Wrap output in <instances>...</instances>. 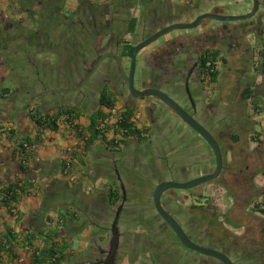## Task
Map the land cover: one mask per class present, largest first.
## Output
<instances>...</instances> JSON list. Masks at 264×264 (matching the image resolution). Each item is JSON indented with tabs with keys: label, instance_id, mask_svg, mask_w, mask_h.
Masks as SVG:
<instances>
[{
	"label": "rangeland",
	"instance_id": "1",
	"mask_svg": "<svg viewBox=\"0 0 264 264\" xmlns=\"http://www.w3.org/2000/svg\"><path fill=\"white\" fill-rule=\"evenodd\" d=\"M49 1L51 3H59V16L61 19H69L64 23V27L60 28V33H62V38L64 39L63 41L65 43L63 46L56 48L55 52L53 53L51 48H53L56 43L59 42L55 41L53 37L52 40L45 43L46 47L44 46L41 48V44L39 47H37V45L34 44V40H26L22 36L17 38L12 36L14 41H11V43L8 42L7 46L9 48L12 47L13 50L11 51L10 49H7L10 51V53L7 54H10V58L8 60L9 65H12L13 63L14 65L11 67L8 66L11 72L10 76L5 81V87L10 89L12 94L14 91H21V89L17 87L16 82H14V79L17 76L22 77L23 75L31 73L30 70L23 71L25 70L26 66L22 68L23 62L21 60V56L17 57V55H15L17 52H20L22 56L23 54H27L28 57L23 58V60H30L31 63H33V61L35 62L36 71H33L34 73L32 75V79L44 84L46 89L43 91V93L48 94L49 91H68L73 83L72 79L77 77V75L71 77L70 73H78L79 77L82 76L83 68L81 67V62H79V59L83 57L87 63H90L93 60V57L96 55V53L93 54L91 52L93 44L96 45V47L98 46L99 53L106 52V49L114 51L115 48H119L118 50L122 51L121 46L117 44L115 34H118L120 40L125 43L131 41L136 44L138 43L136 42L137 40H140V42L143 41V39H140V37L142 38L144 35H147L145 37H151L154 35L151 34L156 32L157 29L158 31H161L175 24L192 23L198 17L193 19V21H191V17H194L198 10L204 12V10L211 6L213 8V6L216 4L218 6H223L226 9V12L229 14L233 13L239 16L249 14L254 8L253 0H247L250 9L243 6L242 3H239L236 0H193L192 3L191 0H189L190 2H187V0H175L174 3L171 4L160 2V0L149 2L144 0V3L141 1L139 4V0L135 1L136 4L134 8H126L119 13L117 8L119 7V3L112 4L111 0L89 1L91 4L99 5L102 9L101 11L95 8L88 10L85 6L81 7L83 0ZM263 1L264 0H261V4H263ZM35 2H37V4L41 3L40 0H35ZM51 3H45L47 9L50 8L49 6ZM53 10L55 9L52 8V13ZM164 10L166 11L164 12ZM49 12L45 10L42 12V14L51 16ZM263 12L264 6H261L260 13L252 18L251 21L224 23L229 26H241L247 24V26H251V28L250 30L248 29L247 34L241 38L243 41L240 40L239 42H228L225 46L220 47V51L222 53L221 57L227 62V64H224L220 60L217 64V70L219 72V87L225 86V88L220 92L219 97L221 100L218 99L219 103L213 110L214 113L211 114L208 124L201 118L196 117V120L207 130H213L212 132L217 134V136H215L221 145L222 152H224V171H229V173L234 171L232 173L237 175V180L231 181L229 186L224 183L223 180L225 176L222 175L217 181L204 185L205 187L203 190L206 195L209 196V198L214 199L211 206L219 207L221 210H226V208L231 204L234 205L235 200L236 202L239 201V203L235 205L237 206L235 209H237V212H240L241 215L244 216L243 221H240V223L253 225V227L259 232L261 250L264 249V215L253 213L252 207L250 205H252L254 200L259 199L264 195V67L263 64L259 62L260 60L263 62L264 58L258 52L260 49L258 34L262 31V29H264V24L262 23L261 17L263 16L264 19V15H262ZM156 15L159 16L158 19H155ZM29 16H31L33 19L26 20L29 23V25L26 26V29L32 34V32L37 30V26L35 24L39 22L35 21V19L38 18L33 17L32 15ZM93 18H95V20H93ZM101 18H104V24L100 22L99 19ZM134 18L139 19V27L136 33L137 38H131L128 36L126 34L127 26L125 24L121 25L118 23L119 19L129 22V20ZM209 22L214 24L221 23L215 20H209ZM95 23L99 24L98 29L94 26ZM47 25H49V23ZM110 29L112 31L110 32V39H108L105 36L109 35L106 32H108L107 30L110 31ZM188 31L190 30L176 31L173 32L172 35H184V33L187 34ZM199 33L200 32L196 31L192 34L201 36ZM68 38L73 40H68ZM17 41L20 42V45L16 43ZM35 42L37 41L35 40ZM247 42L248 46L245 45ZM72 43L76 44L73 46V53H77V57H73L70 52L65 51L67 45H72ZM197 43L198 42H196V44ZM64 46L65 50L63 49ZM153 47H155V45L148 47L146 50L150 51ZM69 49H71V47H69ZM28 52L31 53L30 56ZM31 56H33V58ZM29 57L31 58L29 59ZM126 60L130 65V59ZM144 62L143 52H141L138 56L135 75V86L137 89L140 88L141 85L144 86V83L149 85V83L146 81V71H144L145 69H148V67H146L148 65H146ZM110 63L112 64L111 61L105 63V66L109 65ZM142 65L146 66L142 68ZM153 67L154 66L152 65L149 68L153 69ZM38 75H40V77H37ZM91 78L92 76H85L84 79L88 82ZM91 83H88L81 92H70L69 94H48V97L52 98L55 96L56 101H59V103L61 102L62 105H72L77 107L80 106L79 108H82L86 112V108L84 107L83 103L78 102L85 101L86 98H84V96L89 94L91 90H96V80L93 84ZM114 84L118 89H121L125 95L127 94L126 88L124 87L122 79L119 76L114 77ZM24 86L25 87L23 90H26L25 92L28 93V90L31 88H28L27 84ZM38 87L43 88L41 85ZM157 88L168 95V91L165 88L163 90L160 89L161 87ZM246 89H252L255 92V95L261 96L260 106L263 110L261 115L255 116L252 112V107H249L248 103L243 101V94ZM16 97L19 98L20 96L18 95ZM98 97V95L93 97L95 102ZM34 98L31 99V102L34 100ZM119 99V103H121L123 99L121 97H119ZM87 105L90 104L87 103ZM96 105L97 104L95 103L94 107L89 111L95 110V108H97ZM117 106L123 107V102L120 105L117 104ZM166 115L169 117L165 119L167 123H162V119L159 120V124L161 127L164 126L163 128H152L154 132L150 136V143L140 144L137 142V140L133 139L130 141L129 146L120 154H110L109 162L111 164H105L108 169L109 167L111 168V175L113 174L114 170H116L115 172L118 173L120 180L122 179L124 181L125 186L126 181L132 180L133 183L129 182V185L126 186V190H130L128 192L129 195L135 193L142 200H146L150 198V196H154L159 182L163 183L167 181H174L177 183H185L188 180L193 181L200 177L210 175L212 174V171L216 170L215 156L212 149L208 147L209 145L206 143V141L191 127L188 126V130L187 128H183L184 125L181 124L177 119L173 118L172 114L166 113ZM145 118H147L146 114ZM171 129H173V131ZM181 129H184L183 132ZM165 135H169V137H163ZM180 135H184L185 139L183 141L178 140L176 142V139L174 138L178 139ZM232 135L240 137V142L235 143L231 139ZM253 136L261 137V142H256V140L254 141L252 138ZM170 139H173V146L178 148L179 151L175 157H170L169 159V167L173 168L169 173H165L163 171L158 174V177H152L153 175L151 176L149 174L151 172H147L145 168L142 169V172H139V169L133 166V162L136 161L135 157L138 160L136 161L138 164H140L141 161H144L149 164L153 162L154 164L156 163V165L160 166V155L162 153L159 152L158 148L160 144L166 148H169L170 143H168V141ZM255 147H257V149H255ZM138 150H140L139 153ZM153 155H156L158 161H153ZM124 161L126 163H123ZM103 165L95 164V167H99L104 170L105 165ZM91 172L93 173L94 170ZM87 183L86 189L84 187V190L86 191L84 192V198L87 200L95 202L99 199V197H104L102 194L107 193L106 187L97 192L95 191L97 188H93L92 186L94 185L92 183H95L94 181L92 183ZM99 186H101V184ZM59 187L60 189L55 190V192H57L58 195L61 194L65 196L66 194L67 197V187L64 185H60ZM62 187L65 189V194L61 191ZM171 192L183 196H191L192 193L193 196L197 195L195 189L190 191L171 190ZM98 201H100V199ZM59 202V199L54 197L52 204L57 205ZM100 202L103 204V206L99 209L100 214L106 213L107 209L104 205L106 202ZM195 202L196 200H189L186 202L184 201V207L190 208V206ZM64 204L65 203H63L62 206ZM56 210L58 211V208H56ZM41 211L43 212L42 214H44V212L47 211V208L45 206L41 207ZM98 213H96V215H98ZM56 214L58 215V213ZM232 215L234 222H231L227 219L224 225L230 230L235 231L237 228H240V226H238V223L236 222L238 218L236 214L234 215L233 212ZM136 229L134 230L136 231ZM137 231L139 232L140 230ZM108 232L109 231H107L103 238H101L102 235H100L98 240L99 244L97 241L95 242L97 243L96 245L103 250H108L110 247V236L108 235ZM81 240V238L78 240L75 237L74 241L71 243V248L79 247L80 249L85 242V239L82 240L84 241L83 243ZM97 254V251H94V253H89L86 257H71L66 264H83L85 261L95 259ZM141 255H143V257L147 256V254L144 253ZM137 264H142V262H138Z\"/></svg>",
	"mask_w": 264,
	"mask_h": 264
},
{
	"label": "flooded vegetation",
	"instance_id": "2",
	"mask_svg": "<svg viewBox=\"0 0 264 264\" xmlns=\"http://www.w3.org/2000/svg\"><path fill=\"white\" fill-rule=\"evenodd\" d=\"M146 1L149 2L151 0ZM160 2L164 1L160 0ZM95 9L99 10L98 5H96ZM121 11H123V9ZM165 11L166 10H164V12ZM209 12L227 15L226 9L223 6L214 7L212 8V10L206 13ZM206 13H203L201 15H204ZM158 18L159 16L156 15L155 19ZM93 20H95V18H93ZM224 23L225 22L214 24L212 22H209V20H205L199 25V28L194 31L190 30L187 32V34L184 33V35H172L171 33L155 42L153 44L155 45V47H153L150 51L146 49L143 50L142 52L143 59L145 61L144 63L148 65H145L146 67H148V69H145L144 71H146V81L149 83V85H146V83H144V86L141 85L138 90H158L159 88L157 87H161L160 89L163 90L165 88L168 91V95H166L173 99L176 103H178L189 115L193 116L195 119L196 117H199L208 124L211 114L214 113L213 110L216 108L219 100H221V98L219 97L220 92L225 88V86L219 87V82L211 83L209 80L207 81L205 79V69L202 65L203 56L208 50L220 51V47L225 46L228 42H239L241 38L247 34V30H250L251 28V26H247V24L241 26H229ZM98 25V23H95L94 26L98 29ZM157 31L158 29L156 30V32ZM196 31L200 32L199 34L201 36L194 35L197 33L192 34ZM156 32H153L151 35L155 34ZM12 35L16 38L22 36L26 40H34V44L37 45V47H39L40 44L41 48L44 46L46 47L45 40L43 42L40 39H37L38 43L35 42L36 35L33 32L31 34L29 33V30H27L26 28H22L21 25L10 26L9 23L4 24L2 30L0 31V41L3 47H6L8 42L11 43V41L14 40ZM43 36L41 35L42 38ZM145 36L147 35L143 36L145 39L143 37H140V39H143V41H145L147 38H149ZM107 38L110 39V36H108ZM131 38H137V36L135 35ZM69 39L73 40L71 38H68V40ZM63 40L60 41L62 46L65 43ZM128 42L135 46L142 43L140 42V40H137L136 42L138 43L136 44L131 41ZM196 42L198 43L196 44ZM16 43L19 44L20 42L17 41ZM117 44L119 45L118 42ZM74 45L76 44H68L66 50L64 49L65 46L63 47V49L70 52L73 57H77L78 54L73 53ZM245 45L248 46V42ZM69 47H71V49H69ZM118 49L119 48H115L114 51L106 49V52L99 53L98 46L96 47V45L93 44L91 52L93 54L96 53V55L93 57V60L90 63H87L83 57L79 59V62H81V67L83 68L82 76L79 77L78 73H70L71 77L74 75H77V77L72 79V85L64 94H69L70 92H81L88 83L92 82L91 84H93L96 80V90H91L89 94L84 96L86 100L78 103H83L84 106H86L87 103H95L93 97L97 95L99 96V101L100 93L103 89L107 88L108 91L117 96L119 101V97L123 99L121 103L123 102L122 108L124 109V111L125 108L128 107L130 109H135V112H142L143 122H141V124H143V130L148 128L150 129V136L154 132L152 128L157 127L160 129L164 127H161V125L159 124L160 119L163 120L161 121L162 123H167L165 119L169 117H167L166 113L172 114L173 118L177 119L181 124L184 125L183 128H187L188 130V125L185 124L167 105H165L159 99L152 97L135 100L130 95L128 87L121 75L117 60L115 58H106L105 60L100 62L96 70L94 69V64L99 62L100 57L104 56V54L106 55L113 53L117 54L120 57L122 51H119ZM122 60L124 69L126 73L128 71L127 74H129L131 59L130 65L126 59ZM110 61L112 62V64L110 63L109 65L105 66V63ZM152 65L154 67L153 69H150L149 67H151ZM145 66L142 65V68ZM85 76H92V78L87 82L84 79ZM117 76L122 79L124 87L126 88V95L114 84V77ZM42 87V90L37 92L34 96L36 97V100L32 101V105L34 103L38 104L40 108L43 105L49 106L51 110L55 111H57L60 106H64L61 104V102L59 103V101H56L55 96L49 98L48 94L43 93L46 87L44 86V84L42 85ZM34 97H31V99H33ZM31 99L25 100V103L22 107L30 103ZM11 105V103H0V111L7 112L10 110V112L12 113ZM32 105L28 106L26 108V111ZM98 105L99 103L96 106ZM68 107L79 108L80 106L77 107L68 105ZM145 114L147 118H145ZM171 130L173 131V129ZM183 130L181 129L182 132ZM209 131L214 136H217V134L212 132L213 130ZM163 137H169V135H165ZM179 137L178 139L174 138L176 139V142L178 140L183 141L185 139L184 135H180ZM150 142L151 140H149L148 143ZM168 143H170L169 148H166L161 144L158 148L159 152L162 153L160 155V166L156 165V163L154 164L153 162L149 164L144 161H141V163L138 164V162H136L138 161L136 157V161L133 162V166L139 169V172H142V169L145 168L147 172H151L149 174L151 176L153 175L152 177H158V174L163 171L165 173H169L171 169H173L169 167V159L170 157H175L179 149L173 146V139H170ZM255 149H257V147H255ZM139 152L140 150H138V153ZM222 153L224 158V152ZM153 161H158L156 155H153ZM123 163L126 162L124 161ZM224 170L225 169H223V171ZM115 171L116 170H114L113 172L112 178L114 180V184L117 185V189L120 191L121 200L115 207H113L109 203V197L107 196L108 192L102 194L104 195V197H99V199L100 201L106 202V204L104 205L107 209V212L98 214L97 217L95 216L97 221L99 220V223H101V225L105 229L106 233L107 231H109L108 235L110 236V243L112 239L113 225L116 224L117 226L120 235V245L115 258V264H137L138 262H142V264H225L222 260L213 256L212 253H217L225 256L231 261L232 264H264V249L261 250L259 232L253 227V225L240 223V221H243L244 216L241 215L240 212H237V209H235L237 208V206L235 205H237L239 201L236 202L235 200V204L229 205L226 210H221L219 209V207H212L211 205L213 204L214 199L209 198V196L206 195L203 190V188L205 187L204 185L194 188L196 190V196H193V193L191 196L177 195L176 193H172L171 190L163 194L161 198V205L165 212L180 225V227L183 229V231L186 233V235L194 245L210 253L208 254L199 252L196 249H188L182 244L178 236L173 231L172 227L158 212L154 203V196H150V198L142 200L135 193L131 194L132 196L129 195L128 192L130 190H126V186H128L129 182H132V180L126 181L125 186L124 181L122 179L120 180L118 173ZM223 171L221 175L212 182L217 181L222 175L225 176L223 181L228 186L231 181L237 180V175L232 173L234 171H231L230 173L229 171ZM214 172L215 171H212V174ZM147 178L149 179L148 176ZM188 182L190 181L188 180L185 183ZM160 184L162 183L159 182V185ZM189 200H196V202L193 203L190 208H185L184 201L186 202ZM100 201L96 205L98 212L99 209L103 206ZM121 207L122 209L120 211ZM233 212L234 215L236 214V216L238 217L236 222L238 223V226H240V228H237L235 231L230 230L227 226L224 225L227 219L231 222H234V218L232 215ZM92 221H94V219ZM98 228L99 227H97V229ZM134 229H136V231ZM137 230L140 231L138 232ZM100 232H102V230H99V233ZM90 251L91 253L97 251L98 254L95 259L90 261L88 260L83 264H106L110 247L108 250H103L98 246L96 248L91 247ZM142 253L147 254V256L143 257V255H141Z\"/></svg>",
	"mask_w": 264,
	"mask_h": 264
},
{
	"label": "crops",
	"instance_id": "3",
	"mask_svg": "<svg viewBox=\"0 0 264 264\" xmlns=\"http://www.w3.org/2000/svg\"><path fill=\"white\" fill-rule=\"evenodd\" d=\"M163 1L165 3L171 4L174 3L175 0ZM236 1L249 8L247 0ZM19 2L20 0H0V31L6 23H9L10 26L21 25L22 28H26V26L29 25L28 21L26 20H28L30 16L27 12H20ZM187 2L190 1L187 0ZM261 6H264V1L263 4L260 5V8ZM214 7H218V5L216 4L215 6H213V8ZM260 8L258 13H260ZM211 9L212 6L204 10V12L198 10L195 16L191 17V19L193 20L199 15L210 11ZM263 13L262 15H264ZM226 14L237 15L233 13L229 14L228 12H226ZM261 17L262 23L264 24L263 16ZM35 21L40 23L39 19H35ZM263 31L264 29H262V31L258 34L260 45V49L258 50L259 53H261L264 49ZM52 37L55 39V41H59L53 47L54 50L56 48H59V45L62 46L60 41L63 39L62 33H60V31H57L53 36L52 34H50V37L48 38L49 41L52 40ZM18 45H20V43ZM7 49H10L11 51L13 50L12 47H3L0 41V103H11L12 113L10 112V110L7 112H0V127L12 125L14 127V131L17 134V137L12 139L10 138L9 140L7 139L4 150L2 149L0 151V191L8 185L15 184L17 182L22 185L25 183H28L29 185L32 184L33 187L28 190L26 195L22 196L21 202L19 204L14 205L15 209L13 211V215L8 214L6 209L0 207V239H2L3 235L6 233V229L11 228L20 235V241L21 243H23V240L28 237L31 232H39L41 229L45 228L44 226L45 224H47V217H57L56 213H58L61 209L65 210L73 207L72 209L76 210L78 207H82L81 196H84V192H86L84 190V187L86 189V184H88L87 182L92 183L94 181L95 183H92L94 184L92 186L93 188H97L95 191L98 192L105 187L108 190L109 186L114 183V180L112 178L113 174H110L111 168L109 167L108 169V167L105 165L111 164L109 162L110 153L107 151L102 141L95 142V144L89 149L85 148V143L82 140L76 138L75 132L71 130L65 118H62L58 121L60 124V129L58 132L54 133L48 129H41L34 122L32 116L35 114H40L43 116L55 114L56 111L51 110L49 106L43 105L44 107L41 106L40 108L38 104L34 103L30 108H28L27 111L18 109L23 106L25 100L31 99V97H34L37 92L41 91L42 88H39L38 86H42L43 84L37 82V80L35 81L34 79H32V75L34 73L33 71H36L35 62L33 61V63H31L30 60H23V58L28 57L27 54H23V57L20 52H17L15 55H17V57L21 56V60L23 62L22 68L26 66L25 70L23 71L30 70L31 73L28 72L30 74L23 75L22 77L17 76L14 79V82H16L17 87L21 89V91H14V93L12 94L11 90L5 87V81L10 76L11 72L8 66L11 67L12 65H14V63L12 65H9L8 63L10 54L7 53H10V51ZM54 50L52 51L53 53ZM28 54L29 56L31 55V53L29 52ZM33 56L31 57L33 58ZM31 57H29V59ZM259 62L262 63L264 67V61L261 62L260 60ZM37 77H40V75H38ZM25 84L28 85V88H31L28 90V93L25 92L26 90H23ZM19 94L20 97L16 98V96H18ZM257 97L261 99V96ZM95 103H99L98 99H96ZM95 103L91 102L90 105L84 106L86 108V112L82 108H79L83 116L75 122V124L80 129H82L84 133H87V137L89 133L87 130L90 125V118L95 112L100 109L98 105L95 110L89 111L94 107ZM118 104L120 105L121 103L118 102ZM24 138H30L33 141H36V144L34 145V151H36L35 161L27 166L21 165V159L17 152V141ZM73 159L75 160V166L71 171L72 174L65 175L62 170V164ZM82 164H85V166H83ZM95 164H104L105 169L103 170L99 167H95ZM21 166H23L24 169H22ZM92 170H94L93 173L91 172ZM60 184L67 187V197L65 194V189L61 188V191L65 194V196L61 194L58 195V193L55 192V190L60 189ZM100 184L101 186H99ZM76 191L80 193L81 196H79ZM54 197L59 199L60 201L57 205L52 204V201H54ZM45 199L48 203V206L50 205L52 209L49 210V212L46 211L44 212V214H42L43 212L41 211V207L45 206ZM89 202L92 201H88V206L90 204ZM63 203L65 204L62 206ZM56 208H58V212L55 210ZM89 208L91 214L92 212L94 214L93 216L91 215L92 220H96L95 218L97 217L96 213H98V210L94 209L91 206ZM78 211L80 212L79 215H81L82 211ZM56 227L57 220L52 225V228ZM97 227L98 226L96 224H92V227H87L82 232V234H79L78 236L76 235V239H85V242L81 240L82 243L84 242V244L80 249L79 247L72 248V255H74V258H76L77 256L86 257V254L88 252L91 253V247L96 248L97 243L95 242H98L101 235H95ZM63 237H67L68 241L70 239V243H72L75 239V236L68 235L67 233L64 234ZM15 254L18 256V259L13 261L11 258H9L8 255H6L5 253H1L2 258L0 259V264H31V255L26 253L23 249H17L15 251ZM71 257L73 256H70V258ZM86 262L87 261H85V263Z\"/></svg>",
	"mask_w": 264,
	"mask_h": 264
},
{
	"label": "trees",
	"instance_id": "4",
	"mask_svg": "<svg viewBox=\"0 0 264 264\" xmlns=\"http://www.w3.org/2000/svg\"><path fill=\"white\" fill-rule=\"evenodd\" d=\"M89 1L90 0H83L81 3V7L85 6L88 10H90L91 8H96V4H91L89 3ZM135 1L139 0H111V3H119V7L117 8L118 12L120 13L122 12V9L132 7L134 8L136 4ZM40 2V4H37L35 0H20L19 9L21 13L27 12L29 15H32L33 17H37L39 19L40 23L35 24L37 26L38 31L36 30L33 32L36 35L35 39L36 41L37 39H40L41 41L45 39L46 42H48L50 34L53 35L57 31L61 32L60 28L64 27V23L69 19H61V17L59 16V3H51L49 0H40ZM46 2L51 3L49 6L50 8L48 9L47 6H45ZM192 2L193 0H191V3ZM140 3L141 0L139 4ZM142 3H144V0L142 1ZM98 7L101 11V7L99 5ZM52 8L55 9L53 10V13ZM45 10L47 12H49L50 10L49 13L51 14V16L48 15V17L47 15L42 14V12H44ZM29 19L33 18H31L30 16ZM99 20L101 23H105L104 18H101ZM48 23L49 25H47ZM118 23L121 25L125 24L127 26L126 34L128 36L134 37L136 35L137 29L139 27V19L134 18L129 20V22L123 19H119ZM107 31L108 32L106 33L109 35L105 37L110 36V32L112 30L110 29V31ZM41 35H44L43 38L41 37ZM115 38L119 45H121L122 47V52L120 55L121 59H131L136 46L131 44L130 42L125 43L120 40L118 34H115ZM51 49L54 50L53 48ZM260 55L264 58V49L260 53ZM221 56V51L217 50H208L203 56L202 65L205 69V79L209 80L211 83L218 82V62L221 60L224 64H227L226 60L223 59ZM243 101L247 102L249 107H252V112L255 116L261 115L263 110L260 106V98L255 95V92L252 89L245 90L243 94ZM118 102L119 100L115 94H112L110 91H108L107 88L102 90V92L100 93L99 100L100 109L95 112L90 118V125L87 130L89 132L88 137L87 133H84L82 129H80L75 124V122L83 116L79 108L60 106L53 115L43 116L40 114H35L32 116V118L41 129H48L54 133L58 132L60 129V124L58 121L62 118H65L71 130L75 132L76 138L82 140L85 143V148L89 149L95 144V142L102 141L110 154H120L129 146V143L132 139H136L140 144L148 143L150 140V129H139L137 128V126H135V124L131 123V119L134 117L135 114V109H130L128 107L125 108V113L123 114L122 121L114 125L112 128L109 126H105L104 123L105 119L107 118L106 111L112 107H115ZM2 129L3 127H0V131ZM111 130H113V134H111ZM16 135L17 134L14 131L10 133V135H5V138L9 140L10 138H16ZM110 135H113V137L111 138ZM252 138L254 141L256 140V142H261L262 139L259 136H253ZM231 139L235 143L240 142V137L238 136L232 135ZM1 140L2 139H0V141ZM17 142V152L21 159V165L27 166L30 163L34 162L36 158V151H34L33 148L36 144V141H33L30 138H24ZM74 162L75 160L73 159L69 162H64L62 164V170L65 175L72 174L71 171L74 169L75 166ZM82 165L85 166V164ZM23 166H21L22 169H24ZM116 186L117 185L112 183L107 190L109 203L113 207H115L121 200L120 191L117 189ZM32 187V184L29 185L28 183H25L22 185L17 182L15 184H10L7 187L3 188L0 191V207L6 209L8 214L13 215V211L15 209L14 205L19 204L21 202L22 196L26 195L28 190ZM62 189L64 188L62 187ZM77 194L81 196L80 193ZM88 201L89 200L84 198V196H81V203L83 204H81V206L84 209L82 207L77 208L78 210L82 211L81 215H79L80 212L77 209H72L73 207H70L69 209L64 208L65 210L61 209L59 210V212L55 209L58 212L57 217H47V224H45L44 226L45 228L41 229L39 232H31L30 235L23 240V243H21L20 241L19 234H17L13 229L7 228L6 233L3 235L2 239H0V259L2 258L1 253H5L9 256V258L15 261L18 259V256L15 254V251L17 249H23L26 253L31 255V264H66L70 256H73L72 258H74V255H72L71 243L68 241L67 237H63L64 234L67 233L68 235L76 237V235L78 236L79 234H82V232L87 227L92 226L93 223L94 225H98L99 230H102V232L99 233V230L96 229L95 235L101 234V238H103L106 234V231L101 225V223H99V220L97 221L96 219L92 221V216L94 214L93 212L91 214L89 208L91 206L97 210L96 205L97 203H99V201L97 200L95 202H89V206L87 205ZM44 205L47 208L48 212L52 209L50 205L48 206L47 202H44ZM250 206L252 207L253 213L264 215V195L261 198L254 200V202ZM98 214H100V212ZM56 220L57 227L52 228V225Z\"/></svg>",
	"mask_w": 264,
	"mask_h": 264
},
{
	"label": "water",
	"instance_id": "5",
	"mask_svg": "<svg viewBox=\"0 0 264 264\" xmlns=\"http://www.w3.org/2000/svg\"><path fill=\"white\" fill-rule=\"evenodd\" d=\"M260 5H261L260 0H253L254 8L247 15H240V16L239 15H222V14H216L213 12H209V13L199 16L192 23L175 24V25H172L170 27H167L157 32L156 34L149 37L147 40L143 41L142 43H140L139 45L135 47L132 58H131L129 74L126 73L124 69V65H123V60L117 54L110 53V54L101 56L99 59L100 61L94 64V69L96 70L100 62H102L106 58L108 57L115 58L117 60L121 75L128 87L130 95L135 100L144 99V98H152V97L159 99L165 105H167L185 124H187L194 131H196L206 141L209 147L212 149L213 154L216 159V170L213 174L200 177L188 183L164 182L158 185L154 193V203H155V206L158 212L165 219V221L172 227L173 231L178 236L182 244L188 249H196L199 252H204L208 254L210 253L204 249L197 247L191 242V240L188 238V236L183 231V229L180 227V225L170 215H168L165 212V210L163 209L161 205V198L163 194L169 190L187 191V190H191V189L209 184L210 182L216 180L221 175L224 169L223 153H222L220 144L218 140L215 138V136L209 130H207L201 123H199L193 116L189 115L178 103H176L169 96H167L166 94H164L163 92L157 89H147L144 91L136 89L135 75H136V69H137V60H138L139 54L143 50L147 49L148 47L152 46L155 42L160 40L161 38L173 32L186 31V30L194 31L198 29L199 25L205 20H216L219 22L248 21L254 18L258 14ZM64 93H66V91H49L48 92V94H64ZM35 100H36V97L34 98V101ZM32 103L33 102H30L26 106L21 107L20 110L26 111V108L32 105ZM121 209L122 207L120 208V211ZM119 245H120V235H119V231L117 229L116 224H114L113 231H112V239L110 243V251H109L106 264H115V258L117 255V251L119 249ZM212 255L222 260L225 264H232L229 259H227L225 256L221 254L212 253Z\"/></svg>",
	"mask_w": 264,
	"mask_h": 264
},
{
	"label": "built area",
	"instance_id": "6",
	"mask_svg": "<svg viewBox=\"0 0 264 264\" xmlns=\"http://www.w3.org/2000/svg\"><path fill=\"white\" fill-rule=\"evenodd\" d=\"M125 113L124 109L120 106H115L110 108L106 111V119H105V126L113 127L117 123L123 120V114ZM143 115L141 111H136L134 114V117L131 119V123L135 124L137 128L143 129ZM14 132V127L12 125H6L3 127V129L0 131V151L5 147V143L7 142V139L5 138V135H10V133ZM111 134H113V130H111ZM112 138L113 135H110Z\"/></svg>",
	"mask_w": 264,
	"mask_h": 264
}]
</instances>
